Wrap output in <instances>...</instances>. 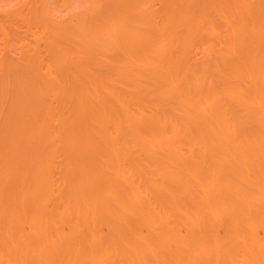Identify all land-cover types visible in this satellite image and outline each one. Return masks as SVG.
<instances>
[{
  "label": "bare ground",
  "instance_id": "obj_1",
  "mask_svg": "<svg viewBox=\"0 0 264 264\" xmlns=\"http://www.w3.org/2000/svg\"><path fill=\"white\" fill-rule=\"evenodd\" d=\"M0 10V264H149L140 248L122 260L139 240L130 234L190 235L184 255L150 260L192 264L205 235H264V0H0ZM107 234L130 235L124 249L113 241L121 261L112 248L89 253L116 239ZM245 250L242 263L264 264Z\"/></svg>",
  "mask_w": 264,
  "mask_h": 264
},
{
  "label": "rangeland",
  "instance_id": "obj_2",
  "mask_svg": "<svg viewBox=\"0 0 264 264\" xmlns=\"http://www.w3.org/2000/svg\"><path fill=\"white\" fill-rule=\"evenodd\" d=\"M0 13L3 14V12H2L1 10H0ZM0 18H1V15H0ZM1 38H2V37H1ZM0 48H1L0 50H2L1 44H0ZM0 52H1V51H0ZM139 234H140V233H139ZM214 234H215V233H214ZM214 234H212V233H211V234H208V235H205V234H204L206 237H205L204 235L201 234V236H202V237L204 236V238H206V240H207V241H206V240H202V243H201V244L203 245V243H204L203 246H202V245L200 246V244L198 245L199 241H197L198 243H195V245H197V247L200 246L201 248H204V249H206V250L208 249V247L210 248V253H209L210 256H209V257L207 256V255H208L207 252L209 251V249L207 250V252H205V250L202 249L203 252H204L203 256H204V257L206 256L208 259H206V257H205V258L202 257V258H203V259H202V258H201V255H200V254H202L201 249L197 251V249H199L200 247H199V248H195L196 246H194V243H193V242L191 243V244H192L191 246H194L192 249H195V250H196V252H194V259H196V261H199V259H200V261H199L198 263H197L196 261L193 262L194 264H195V263H196V264H204L203 261H207V260H208V261H207L208 263L205 262V264H215V263H216V264H218V263H219V264H223V263L226 262V261H227L226 264H228V263L232 264V262H233V260H231L232 258L237 259V262H238V260L240 259L239 262H238V264H240V261H241V264H244L245 261L242 263V261H243L242 258H243V257L245 258V253H241V252H243L245 249H246V250H245V251H246V254L252 258L251 260H253V257H255V254L259 255V250H260V256H257V255H256V257H257V258H258V257H259V258H260V257L263 258L262 255L264 254V252H263V253H261V252L264 251V246H263L264 244H263V245H261V244L264 243V240H262L263 242H262L261 240H260V241H259V240L256 241V239L259 237L258 235H257V238H256L253 242H252L251 240H250L251 242H249L248 238H253V235H251V234H247V236L250 235V237H247L246 234H245L244 236L246 237V239L243 238V237H244L243 235H242L243 237H241V236L239 235V236L241 237V239H240V237L238 236V237H239V238H238V237L236 236V234H232L231 236H230V234H229V235L227 234V235H228V236H227L225 233H221V234H220V237H222V235H223L222 239L225 238V240L223 239V241L225 242V245H226V246H229V247L226 248L225 245L223 244V241H222V243H220L222 239L220 240V242H218L219 239H220V238L218 237L219 234H217V235H214ZM224 234H225V237H224ZM88 235H89V236H92L93 234H91V235L88 234ZM88 235H86V237H88ZM96 235H97V234H96ZM96 235H95V238H97V237L100 238L99 235H98V236H96ZM109 235H110V234H109ZM109 235L107 234L108 237H109ZM112 235H114L116 239L112 240V238H114V236H112ZM119 235H120V234H118L117 236H119ZM128 235H129V234H128ZM128 235H125V234H124V235H121V236H119V238L121 237V238L119 239L118 237H116L115 234H111V235H110V238H111V239L109 238V243H110V241L112 240V241H111V244H113V245H114V242H113V241L116 240V242H117V241L119 242V240H120V241L123 240L124 242L122 241V242H120V243H121L122 245H124V246L122 247V248L124 249V247H125L126 245H128L129 243H127V242H126V239H123V238H128L130 235H133V236H135V239H139V240H140V237H141V241H140V242H139V240H136V241H135V240H132V241H135L134 244H135L136 242H138V243L135 244V246L137 245L136 247H138V248H137L136 250H135V249L131 250V249L134 247L133 245H130V246L126 247V249H124V251H125V255H124L123 257L121 256V255H122V252H123V249L120 247L121 244H118V243H115V245H118V246H115V245H114L115 247H114V250H113V251H112V249H113V245H112V247H111V244L108 245V243H106V244L103 243V245H104V244H105V245H104V247H102V245H100V244H101V243H100L101 240L99 241V239H97V240H98V243H96V241L94 240L95 243H96V245L93 243V246H94V245L97 246V244H98L99 246H101V249L104 248V251H103V250L101 251V249H99V247H97V248H96V247H93V246L91 245L92 241L90 242V240H87L89 243H88V242H84V245H81V244H79V245H80L81 247H82V246H83V247H84V246L86 247V245H87L88 248L86 247L87 249H83V250H82V251L87 250V251H84V252H87V254H86L87 256H88V252H89L88 249H89V247H90V245H91V246H92V247H91L92 249L90 248V252H89V253H90L91 255L93 254L94 256L97 255V253H100V254H101V252H104V253L107 252V249H106V248H109V249L112 248V249L110 250L111 253H109L110 255H112V252H114V251H116V253L118 252L117 250H119V251L121 250V251H122V252H118L120 258H118L119 256H117V255L114 253L115 256H117V258H118L119 261H121V257H122V260H124V259L128 258V256H130V254H131L130 258L133 257V255H135V254L140 255V254H141V251H142V256H143V258H144L145 256L147 257V259H149L150 257H154V258H152V259L150 258V259L155 261V259H157V257H159V258L161 257L160 259H165V258H166V261H167V260L169 259V257H168L167 255H169V256L172 258V256H173L172 252H173V253L176 252V255H179L180 253H183V251H184V253H186L187 251L190 250V249L188 250V247L190 248V245H189V243H187V242L185 241V239H183V240H184L186 243H184V242L181 243V242H182V239H180L181 236H183V237H187V236H188V237H192V236H190V235H186V234H184L185 236H184L183 234H177V235H180V236H177L176 234H174V235H176V236H174L173 234H170V235H167V234H166V237H165V234H163V235H161V234H154V235H153V234H152V236H154V237L157 236V237H155L156 239H155V243H154V240L147 239V238H149V237L151 236V235H149V234H144V235H149V236H147L146 240H144L145 238L142 236L143 234H142V235L140 234V237H138V236L136 237L137 234H130L129 236H128ZM160 235H161V236H160ZM172 235H173L174 237H173ZM197 235H199L198 237L201 238L200 234H197ZM212 235H213V236H212ZM233 235L236 236V237H234ZM260 235H261V236H260L261 238L264 236V235L262 236V234H260ZM17 236H18V235H17ZM30 236H34V235H30ZM78 236H79V237H80V236L82 237V235H78ZM102 236H103V234H102ZM102 236H101V237H102ZM105 236H106V235H104V238H105ZM127 236H128V237H127ZM133 236L130 237L129 239H130V240H131V238L134 239ZM152 236H151V237H152ZM162 236H163V239L166 241V243H167V241H168L167 236H168V237H172V238H169V241H171V242L173 241V242H172L173 245H170L169 248H168V246H166V251H167V252L164 251L165 249H162V250H161V248H162V243H165L164 240L162 239ZM195 236H196V235H195ZM229 236H230V237H229ZM232 236H233L235 239H234ZM34 237H35V236H34ZM36 237H37V235H36ZM73 237H76V236H73ZM93 237H94V236H93ZM108 237H107V238H108ZM122 237H123V238H122ZM158 237H161V239H159ZM178 237H179V238H178ZM210 237H211L212 239H209ZM227 237H228V239H227ZM255 237H256V235L254 236V238H255ZM90 238H91V237H89L88 239H90ZM107 238H105L104 240H106ZM143 238H144V239H143ZM166 238H167V239H166ZM173 238H176V239H175V242H174V239H173ZM177 238H178V239H177ZM195 238H197V237H195ZM214 238H215V239H214ZM229 238H230V239H229ZM231 238H233L234 242H233V240H232ZM236 238H238V239H236ZM242 238H243V239H242ZM261 238H258V239H261ZM117 239H118V240H117ZM129 239H128V240H129ZM142 239H143L144 241H143ZM152 239H154V238H152ZM179 239H180L181 242H179ZM226 239H227V241H226ZM262 239H264V238H262ZM91 240H92V239H91ZM102 240H103V238H102ZM104 240H103V241H104ZM130 240H129V242H130L131 244H133ZM148 240H149L150 242H149ZM156 240H158L159 242L161 241L162 243L160 242V243H161V244H160V243H159L158 241H156ZM177 240H178V242H177ZM210 240H211V241H210ZM228 240H229V241H228ZM231 240H232L233 245H235V247L232 245ZM236 240L239 241V242H238L239 245H238V244H235V243H237ZM243 240H244V241H243ZM41 241H42V240H41ZM41 241H40V240H39V241H35V243H33V244H32V243H29V244H31L33 247H32L31 245H28V246H31L32 248L29 249V247L27 246V247H25V248H27L26 250H25V248H23V249L26 251V253H28L29 250H31L32 253H37V254H38V253H40V251H41V250H39V248H41V247L38 246V243H37V242H40V243H41ZM106 241H108V240H106ZM145 241H146V242H145ZM147 241H148V242H147ZM169 241H168L167 244H164V245H169V244H171ZM205 241H206L208 244H206ZM42 242H43V241H42ZM44 242H45V241H44ZM104 242H105V241H104ZM112 242H113V243H112ZM125 242H126V244H125ZM142 242H143V243H142ZM144 242H145V243H144ZM200 242H201V241H200ZM228 242L230 243V245L228 244ZM243 242H244V243H243ZM248 242H249V244H247ZM257 242H258L259 244H258ZM260 242H261V243H260ZM36 243H37V244H36ZM99 243H100V244H99ZM150 243L154 244V246H153L154 248L151 246L152 244L150 245ZM158 243H159V244H158ZM174 243H175V246H174ZM178 243H180V245H179ZM213 243H214V244L216 243V245H213ZM218 243H220V244H219L220 246H218ZM240 243H241V245H240ZM34 244L37 245V246L35 247ZM41 244H42V243H41ZM76 244H77V243H76ZM148 244H149L150 246H148ZM155 244H158V245H160V247H161L160 249L157 248L158 251L160 250L161 252H162V251H164V252H162V253L160 254V253H159L160 251H159V252L156 251L157 249H155V247H158V246H155ZM184 244H185V245H184ZM252 244H254V248H253V249L250 247V246L253 247ZM256 244L259 245L260 247L262 246V248H260V247L258 246V247L260 248V249H258V248L256 247ZM63 245H64V244H63ZM79 245L77 244V245H75L74 247L79 246ZM106 245H107V247H105ZM122 245H121V246H122ZM164 245H163V246H164ZM183 245H184V249H183ZM187 245H188V246H187ZM208 245H209V246H208ZM222 245H223V246H222ZM231 245H232V248H234V249H237V248H238V249H237L238 251H234V249H233V251H232V250H229V252L232 251L231 253H233V255L227 254V253H228L227 250H228V248L230 249ZM242 245H243V246H242ZM54 246H55V245H54ZM67 246H68V245H67ZM80 246H79V247H80ZM132 246H133V247H132ZM139 246H140V247H139ZM172 246H173V247H172ZM176 246H178V247H176ZM180 246H181V247H180ZM204 246H205V247H204ZM211 246H212V247H211ZM214 246H215V248H214ZM239 246H240V247H239ZM37 247H39V248L37 249ZM71 247H73V246H70V248H71ZM85 247H84V248H85ZM118 247H120V248H118ZM130 247H131V249H130ZM136 247H134V248H136ZM141 247H142V248H141ZM147 247H149V252L147 251V250H148ZM164 247H165V246H164ZM164 247H163V248H164ZM171 247H172V248L176 247V248L178 249L177 251H179V249H180V250L183 249V251L181 250L180 252H177V251H175L176 248H175V250H174V249L172 250ZM186 247H187V249H185ZM206 247H207V248H206ZM236 247H237V248H236ZM34 248H36V250H39V251H38V252H35V250H34V252H33L32 250H33ZM64 248H65V246H64ZM67 248H68V247H67ZM76 248H77V249L72 248V249H70V250L73 251V250L75 249V252H76V250H77V252H82L81 250L78 251V250H79L78 247H76ZM93 248H95L94 251L96 252V254H94V251L91 252V251L93 250ZM116 248H117V249H116ZM139 248L142 249V250L140 251ZM150 248H151V250H152V248H153V251L155 250L152 254H151ZM212 248H213V249H212ZM219 248H220V249H219ZM221 248H222V249H221ZM256 248H257V250H258V251H257L258 253L254 252V251L256 250ZM23 249H22V252H23ZM60 249H63V248H60ZM80 249H81V248H80ZM96 249H97V250H96ZM138 249H139V250H138ZM146 249H147V250H146ZM170 249H171V251H170L171 253L168 254V251H169ZM216 249H217V251L221 250V252L223 253V255H222L220 252L218 253V252L216 251ZM225 249H227V250H225ZM242 249H243V250H242ZM250 249H251V250H250ZM254 249H255V250H254ZM262 249H263V250H262ZM20 250H21V249H20ZM52 250H53V249H52ZM52 250L50 249V251H52ZM65 250H66V249H65ZM98 250H99V251H98ZM186 250H187V251H186ZM195 250H194V251H195ZM211 250H213V251H211ZM222 250H223V251H222ZM249 250H250V251H249ZM27 251H28V252H27ZM46 251H47V250H46ZM50 251H49V252H50ZM53 251H54V252H53ZM53 251H52V252H53L54 255H55V253H57V254H59V253H60V254L63 253L62 250L59 251L58 247H57V249L55 248V250H53ZM57 251H59V253H58ZM67 251H69V249H68ZM132 251H135V253H133ZM136 251H139V252L137 253ZM191 251H192V250H191ZM200 251H201V253H199ZM224 251H226V253H225ZM247 251H248V252H251V253L248 254ZM13 252H14V251H13ZM15 252L17 253V251H15ZM20 252H21V251H20ZM65 252H66V251H64V253H65ZM84 252H82V253H84ZM108 252H109V251H108ZM126 252H127V253H126ZM128 252H129V253H128ZM131 252H132V253H131ZM157 252H158L159 254H158ZM165 252H166V254H165ZM212 252H216V254H217L218 256H217L215 253L213 254ZM234 252H235V254H234ZM16 253H14V254H16ZM18 253H19V250H18ZM18 253H17V254H18ZM64 253H63V256L65 255ZM82 253H80V254L82 255ZM139 253H140V254H139ZM143 253H145V254H143ZM156 253H157V254H156ZM177 253H178V254H177ZM184 253H183V255H184ZM198 253H199V254H198ZM238 253H239L240 255H239ZM19 254L21 255V254H23V253H19ZM24 254H25V252H24ZM24 254H23V255H24ZM68 254H69V253H68ZM74 254H76V253H74ZM109 254H108V256H109ZM132 254H133V255H132ZM146 254H147V255H146ZM148 254H149V255H148ZM164 254H165L166 257L164 256ZM171 254H172V255H171ZM174 254H175V253H174ZM205 254H206V255H205ZM225 254L228 255L229 259L226 258L227 255H225ZM242 254H243V255H242ZM253 254H254V255H253ZM26 255H27V254H26ZM26 255H24L23 258H24V257H25V258H24V259L22 258L21 260H25V259H26ZM28 255H29V254H28ZM31 255H32V254H30V256H31ZM33 255L36 256V254H33ZM61 255H62V254H61ZM151 255H152V256H151ZM153 255H154V256H153ZM156 255H157V257H156ZM158 255H162V256H164V257H162V256H158ZM180 255H181V254H180ZM224 255H225V257H224ZM241 255H242V258H239V256L241 257ZM247 255H246V258L248 257ZM34 256H32V257H34ZM65 256H66V255H65ZM72 256H73V255H72ZM82 256H83V255H82ZM89 256H90V255H89ZM98 256H99V255H98ZM103 256L108 257V256L105 255V254H104ZM126 256H127V257H126ZM195 256H196V257H195ZM216 256H217V257H216ZM234 256H236V257H234ZM27 257H28V256H27ZM61 257H62V256H61ZM99 257H100V256H99ZM106 257H105V258H106ZM109 257H110V256H109ZM112 257H113V255H112ZM124 257H125V258H124ZM136 257H141V256H136ZM148 257H149V258H148ZM212 257H213L214 259H213ZM215 257L218 258V259H219V257H221L220 259H222V261H221V260L218 261V259H216ZM223 257H224V258H223ZM231 257H232V258H231ZM250 257H248V259H249ZM29 258H31V257H29ZM73 258H75V257H73ZM96 258H97V257H96ZM115 258H116V257H115ZM117 258H116V259H117ZM171 258H170V259H171ZM198 258H199V259H198ZM209 258H210L212 261H209ZM225 258L228 259V260L231 261V262H228V260H226ZM244 258H243V259H244ZM257 258H256V259H257ZM31 259H32V258H31ZM112 259H114V258H112ZM112 259H111V260H112ZM144 259H145V258H144ZM150 259H149V261H150L151 263L149 262V264H152L153 261H151ZM170 259H169V260H170ZM235 259H234V260H235ZM114 260H115V259H114ZM192 260H193V259H192ZM192 260H191V262H192ZM213 260H214L215 262H214ZM216 260H217V261H216ZM223 260H224V261H223ZM115 261H116V260H115ZM119 261H118V262H119ZM125 261H126V260H125ZM157 261H158V259H157ZM201 261H202V262H201ZM247 261H249V260H246V262H247ZM106 262H107V261H106ZM111 262H112V261H111ZM113 262H114V261H113ZM155 262H156V261H155ZM155 262H153V264H154ZM161 262H162V261H159L158 263H159V264H166V263H161ZM163 262H164V261H163ZM167 262H168V261H167ZM210 262H211V263H210ZM217 262H218V263H217ZM221 262H223V263H221ZM235 262H236V260L234 261V263H235ZM253 262H254V261H253ZM169 263H170V262H169ZM171 263H173V262L171 261ZM193 263H192V264H193ZM248 263L253 264V263L250 262V261L247 262V263H245V264H248ZM101 264H102V263H101ZM104 264H106V263H104ZM109 264H110V263H109ZM113 264H114V263H113ZM116 264H118V263L116 262ZM144 264H145V263H144ZM147 264H148V263H147ZM155 264H156V263H155ZM173 264H174V263H173ZM177 264H178V263H177ZM235 264H237V263H235Z\"/></svg>",
  "mask_w": 264,
  "mask_h": 264
}]
</instances>
